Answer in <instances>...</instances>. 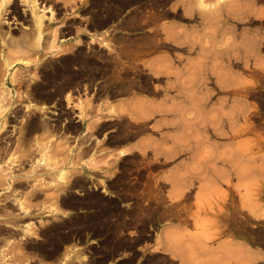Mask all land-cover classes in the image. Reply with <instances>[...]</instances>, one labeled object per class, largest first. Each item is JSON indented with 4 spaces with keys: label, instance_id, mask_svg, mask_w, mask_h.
Listing matches in <instances>:
<instances>
[{
    "label": "rangeland",
    "instance_id": "obj_1",
    "mask_svg": "<svg viewBox=\"0 0 264 264\" xmlns=\"http://www.w3.org/2000/svg\"><path fill=\"white\" fill-rule=\"evenodd\" d=\"M228 1L204 0L199 3L196 0H38L46 15L51 14L46 12L47 8L53 11L50 21L55 28L44 32L45 42L49 39L48 35L53 38L51 47L47 46L45 49L42 45L37 48L38 51L24 56V53L19 52L10 54L6 44L0 42V96L10 95L5 96L3 104L0 101V108L4 107L3 110L0 109V165L2 174H11V178L0 180V225L13 224L19 227L16 232L8 230L5 238L0 239V258L8 255L22 257L26 261L30 258L29 250L32 246L26 240L37 239V264H82L81 260L87 258L89 248L60 253L62 244L67 243L70 238L78 245L83 238H94L95 234L103 233V229L108 227L109 230L104 232L102 247L94 244L92 246V253H102L97 258L101 259L98 264H102V259L107 256L109 260L114 259V264H147L149 260L151 264H157L159 232L154 233L155 238L150 245H142L143 238L150 237L145 230L150 229L151 234L152 229L161 223L172 224L174 220L189 216L188 221L181 225L182 231L177 233L184 238V245L192 247L193 244L201 252L213 240L218 244V235L222 229L230 230L225 240L230 250L231 264H264V254L260 253L264 249V146L261 143L264 141V0H239L234 4L232 0L231 8L234 10L229 5L226 9V5L221 9L220 5ZM6 7V18L10 22L0 25L1 34L7 32L8 36L17 39L22 34L21 27L28 28L31 23L29 10L24 0H10ZM228 8L235 14L230 12L231 15ZM214 10L216 13L221 12L210 18L209 13ZM82 15H87L91 21L89 27L99 28L102 23L104 34L97 38L98 46L91 45L94 40L90 39L85 46L86 50L78 48L64 54L62 51L67 48L66 45V48L61 46V51H58L59 42L66 34L72 33L73 28H78ZM111 19L117 21L106 29V22ZM191 21H198L199 24L187 29V26L191 27ZM52 30H55L54 33ZM110 31L114 34L107 35ZM177 32L184 34L186 44L176 39L175 34H171ZM72 41L80 42L81 39L76 37ZM39 51L48 52L50 56H40ZM142 53H150V58L146 56V59H142V56L139 57ZM209 53L216 55L211 78L207 69L202 73L203 68L210 64L207 55ZM160 55L166 60L160 58ZM6 59L13 69L18 68L15 81L10 80V76L4 73L6 67L3 61ZM152 60L153 69L171 65L167 74L147 73V67ZM22 61H27V65L21 63ZM142 63H145L143 71ZM186 64L192 66L188 70L190 73L182 71ZM180 72L196 77L200 74L203 75L201 78H206L201 81L199 78L195 84L200 108L197 110L192 107V111L185 106L186 109L182 110L181 115L193 118L200 111V115L211 114L216 117L217 110L221 109L226 113L228 122L222 127L216 126L215 131L209 129L206 133L198 134L197 138H191L197 139V147L171 148L172 137L167 136V139L162 134L166 128L171 131L173 118H163L160 112H153L149 124L152 132L156 134L140 129L131 133L124 141L126 147H132L148 135L150 137L146 144L152 142L151 147H144V143H141V146L136 145L128 154H118L117 157L113 156L117 152L114 148L120 146L119 144L111 140L112 149L106 154L104 150L109 143L103 145L96 137L98 162L91 154L94 157L91 162L95 165L90 166L96 167L98 163L104 165L108 162L105 156L111 153L108 156L112 160V168L105 175H112V183L107 185L100 179V184L103 182L104 191L112 193V198L106 199L94 191L92 195L98 199L102 208L98 210V214L89 218L75 210L65 209L63 201L73 198L72 189L78 191V185L65 184L59 179V174L68 170L58 168V159L50 154L53 148L45 143L49 138L34 145L35 139L30 137L31 129L36 127L38 120L32 110L35 107H27L28 103L25 107L24 103H34V94L47 97L54 92L48 89L46 83L33 84L35 78L46 79L49 76L55 85L69 91L70 97L67 98V95L66 104L64 102L65 111L60 113L69 115L77 111L74 109L77 107L82 109V118L85 115L83 104L72 102L70 89L82 82L86 86L93 80H100V95L103 100L96 107V118H100L103 109L100 107L108 102L107 98L110 96L108 91L103 95L107 83L113 84L111 96L119 94L128 85L135 90V94L150 97L153 106L157 105L154 109H164L167 105L164 97L177 95L172 78L174 73ZM168 76L167 81L173 83L172 85L166 82ZM127 101L120 103L123 108L119 110L130 119L137 118L130 108L133 101ZM209 108L213 109L211 113L208 112ZM104 112L105 116L112 113L106 109ZM131 115L133 116L130 117ZM42 118L49 117L42 114ZM163 120L167 126L162 123ZM65 143L67 146L68 142ZM23 148L24 151L21 152ZM211 155L216 161L214 180L207 184L206 178L202 176L189 179V172L202 168L203 161L208 160ZM178 161L185 167L176 170L175 166L176 169H173ZM71 164L73 165L72 162ZM43 168L55 171L54 176L43 173ZM183 172L188 175V183L191 182V186H188L193 188V193L198 194L189 198L178 194L177 199H173L177 191H182L184 187L188 189L186 185L182 188L179 180L175 181L181 174L184 175ZM171 176L175 177L170 178ZM161 181H165L167 185L161 187ZM187 189L184 191L187 192ZM175 201L177 207L184 206L186 213L182 212L177 218L164 213L165 208ZM19 202H23L22 207ZM203 213L212 216H204ZM24 223L32 225V229L25 231ZM88 229L91 230L87 232ZM125 231L133 237L127 236ZM175 234L174 231L168 233L172 239ZM16 235L19 237H15ZM191 237L194 242L190 241ZM189 252L188 250L191 255L192 251ZM68 253L70 255H66ZM120 255L123 257L118 258ZM255 256L258 259L251 261Z\"/></svg>",
    "mask_w": 264,
    "mask_h": 264
},
{
    "label": "crops",
    "instance_id": "obj_2",
    "mask_svg": "<svg viewBox=\"0 0 264 264\" xmlns=\"http://www.w3.org/2000/svg\"><path fill=\"white\" fill-rule=\"evenodd\" d=\"M49 15L50 14L46 16L48 17ZM116 21L117 19H111L107 21L106 25L108 26L106 29H109L110 26L113 25ZM52 23H53L52 21L45 22V27H44L45 31L49 32L51 29H54V26ZM78 23H79L78 28L77 29L73 28L72 33H70L69 35L66 34L63 40L59 42V45L57 46L58 51L59 50L61 51V46H65L66 48V45H67V48L64 49V51H62L64 54H68L78 48H83L84 50H86L85 46L87 45V41H89L90 39L94 40V41H91V45L94 44L95 46L96 45L98 46L96 40L97 38H99L101 35L104 34V32L102 33V29H103L102 23L100 24L99 28L92 27V26L89 27V24L91 23V21H89L87 15H82ZM190 23H191L190 25L191 27L189 28L187 26V29H191L196 24H199L198 21H191ZM112 34H114L113 31H110L107 33V35H112ZM172 34H175L176 39H179L184 44H186V39L184 38L183 33L180 34L179 32H177V33H172ZM76 37H79L81 41L73 42L72 40H74V38ZM48 38L51 41L52 37L50 35H48ZM33 51L35 52V50ZM28 55H24V56H28ZM44 55L50 56L48 52H45V53L41 52L40 56H44ZM140 56H142V59H146L147 58L146 56L150 58V53H142V55H139V57ZM153 62L154 60H152L150 64L148 65L150 68L153 67ZM142 65L145 68V63H142ZM149 67H147L148 69L147 71L151 73L152 69H150ZM144 68H141V70L142 69L144 70ZM98 81L93 80L92 82L87 83L86 86H84V83L82 82L79 86L70 89V95L72 96V102L74 101L76 103L81 102L83 104V112L85 113L83 119L80 116L82 113V109L77 108V107H74V109L77 111H73L71 113L72 115L71 114L61 115L60 112L65 111L64 102L66 104V100H65L66 93L69 91H67L66 89L60 86L55 85V82L52 79H50L49 76H46V79H42V78L37 79L36 77L35 80L33 81V84H38V85H42L46 83L48 89L53 90L54 92L47 97L34 94L33 104L35 105L34 106L35 108H32V110L35 112L34 115L37 116L38 123L36 127L31 129L30 137L31 139H35L33 141L34 145L36 143L38 144L42 143L39 141H42L45 138H49L45 143L49 144L50 147L53 148L50 150V154L51 156L58 159V168L59 169L64 168L66 170H69V175L67 178L68 183H75L78 185V191H76L75 188L72 189V192H71V194L73 195L72 197L86 200L85 203H81V202L74 203L72 201L70 202L63 201L62 205L65 209H69V210L77 211V209H83L84 211L77 212V213L80 215H85L86 217L88 216V218L93 216L92 214L94 212L102 208L100 207V204L93 203V200L96 199L92 195L94 191L97 194L104 196V198L106 199L112 198V193L104 191L103 187L101 186L103 185V182H105L107 185L112 183L111 181L112 175H105V173L107 171H110V169L112 168L111 158L109 156H105L106 159H108V162L105 163L104 165L103 164L101 165L98 163L96 167L90 166L93 163L89 160H91L93 156L97 160L98 159L97 155H99L98 150L95 149V147H98V146H95L96 137L100 140V142H102L103 145L109 143L108 144L109 148H107L105 152H110L112 148L111 140H113V142L118 145L119 143L116 142L115 139L118 137L121 131L122 133L127 132L130 134L140 129H147L150 132V134H156L152 132V129L150 130V128L149 129L146 128L148 127V125L151 126L149 124L151 123L149 119L152 118L153 114L149 115L148 113L149 111H152V107L150 108L149 104L152 106L153 101H150V97L145 98V97H142L141 95H138L137 93L135 94V90H132L131 89L132 87H128V85L124 86L121 89V92L119 94L117 95L115 94L111 96L112 94L111 91H112L113 86H112V83H107V85L104 88L103 95L105 91H108V95H110L109 98H107L108 104H106L105 102V104H102L100 108H103L106 110L111 109L110 112L112 110H117L116 112H118L120 108H123L120 103H127L128 102L127 100L130 99L131 101H133L130 107L131 111H133V114L136 116L140 112L139 116H137V119L139 117L140 118L138 120L133 121V120L128 119L129 118L128 116L126 117L124 115H120V117H118V115H115L114 112H112L111 115L109 114L105 116V112L103 109L101 112V117L96 118L97 116L96 107L103 100L102 96L100 95L101 83H100V80ZM29 102L30 101L24 103L25 104L24 106L26 107V104ZM136 103H139L140 105L137 104L138 105L137 107ZM141 104H143L142 107H141ZM112 105L113 107L115 106L116 108L114 107L113 109ZM42 107L44 109H42ZM44 111L46 113H43ZM48 111L50 113H48ZM144 112H146V114ZM42 114H45L49 118L43 119ZM162 123L163 124L165 123L164 120ZM103 132L105 134H103ZM171 133L173 132L166 128L165 133H163L162 135L171 136L172 135ZM148 137L150 136L144 137L143 139L140 140L139 143L136 142V144H134L132 147H126L125 142H123L122 144L120 143L119 144L120 146H116L114 148L115 149L114 151H117V152H116V155H113V156L117 157L119 149H124V148L128 149V152H127L128 154L129 150H132V148L134 146L136 147V145L141 146V143H144L143 145L144 147H151L150 146L151 144H146ZM66 141L68 142L67 146L65 143ZM263 142L264 141L262 140L261 143L264 146ZM23 151H24V148L21 152ZM91 154L93 156H91ZM38 155H39V152H38ZM71 162L74 164L73 166ZM72 167H75L74 172H73ZM172 168L176 169L175 165ZM43 173H48L49 175L53 177L55 174V171H52L51 169H48V170L44 169ZM39 176H42V175L39 174ZM174 177L175 176H171L170 178H174ZM100 179L103 180L101 184H100ZM46 181H49V179ZM101 214L104 215L103 213ZM202 215L212 216L211 214H206V213H203ZM176 222H178V220H174V223L172 224L161 223L159 226H157V228L154 227L152 229L153 231H151V234L149 231L150 229L147 228L145 230V233H149L150 237L147 239L143 238L142 245H145L146 243L150 245L154 241V238H155L154 233H156L157 231L159 232L160 248L157 250L158 255H159L157 264H231L230 250L226 246L227 242L225 240L230 230L222 229L220 231L221 234L218 235V241H219L218 244H216V242L213 240L212 242H210L211 245H208L206 248H203L201 252H199L197 248L193 247V244H192V247L184 245V238L177 235L178 232L182 231V226L179 224V222L178 223ZM108 224L109 222L106 223V225ZM90 230L91 229H88L87 232H89ZM107 230H109L108 227L103 229V233L95 234L94 238H87V239L83 238L82 242H80V244L78 245H75L74 242L71 241L69 238L68 242L63 243V246H61L60 253H64L66 250L71 251V250H79L84 247H85L84 249L89 248L88 249L89 253L86 254L87 258L84 260L83 259L81 260L82 264H98V260H101V259H97V258L100 255H102V253H97V252L92 253V246L93 244L96 246L97 243L102 242V239L105 236L104 232H106ZM173 231L176 234H175V237L172 239L171 237H169L168 233L173 232ZM125 234H127V236L133 237L131 233H127L126 231H125ZM190 241L194 242L192 237L190 238ZM188 250L190 252L192 251L191 255L188 254ZM170 252L173 254H170ZM216 252H218V254H216ZM260 253L263 255L264 249H262ZM66 255H70V254L68 253ZM66 255L64 256V258L66 257ZM122 257L123 255L118 256V258H122ZM81 258H84V256H82ZM109 259H110L109 256H107L105 259H102L101 261L102 264H114V259H111V260ZM135 261L137 262V260ZM147 264H151V261L149 260Z\"/></svg>",
    "mask_w": 264,
    "mask_h": 264
},
{
    "label": "bare ground",
    "instance_id": "obj_3",
    "mask_svg": "<svg viewBox=\"0 0 264 264\" xmlns=\"http://www.w3.org/2000/svg\"><path fill=\"white\" fill-rule=\"evenodd\" d=\"M10 0H0V25L1 24H3V23H5V24H7L8 22H10L7 18H6V13H7V11H8V9H5V8H7L6 6H7V3L9 2ZM13 1V0H12ZM197 2H202V1H204V0H196ZM208 1V0H207ZM210 1V0H209ZM219 1H221V0H218V2ZM235 1H239V0H233V4H234V2ZM217 2V3H218ZM232 0H229L228 2H226L225 4L223 3V5H220V6H222V8L221 9H223L224 8V6H225V9H226V7H227V5H229L230 6V8H231V5H232ZM243 2H245L244 0H243ZM24 3H26V6H27V9L29 10V15H30V24H29V27L28 28H25V27H21V29H22V34H21V36L19 37V38H12V37H10V36H8L7 35V32H6V34H1V31H0V42H2L3 44L5 43L6 45V48H7V50H8V52L10 53V54H16V53H24L25 55H28L29 53H32V51L33 50H38L37 48H39V46H42L43 48H47V46H50L51 47V45L52 44H50V43H52V41H50L49 39H47L48 41L47 42H45L44 41V37L45 36H43L44 35V32H45V29H44V27H45V22L46 21H50V19L52 18V16H53V11H51L49 8H47L46 9V12L47 11H49L51 14L47 17V18H45V9H44V7H42L41 5H39V2H38V0H24ZM203 3V2H202ZM240 3H241V1H240ZM240 3H238L237 5L239 6V4ZM12 4H14V3H12ZM6 5V6H5ZM236 5V6H237ZM200 6H201V4H200ZM205 6V5H204ZM8 7H9V5H8ZM243 7V6H242ZM203 8V7H202ZM230 8H228V11H229V9ZM240 8V7H239ZM245 8V7H244ZM224 9V10H225ZM232 10H234L233 8H231ZM243 10V9H242ZM242 10H240V14L242 13L241 11ZM221 12V11H220ZM219 12V13H220ZM225 12H227L226 10H225ZM231 11H229V13H230ZM232 12H234V11H232ZM231 12V13H232ZM200 13V12H199ZM219 13H216L215 12V10L212 12V13H209V17L211 18V17H216V16H218L219 15ZM223 13V12H222ZM230 13V14H231ZM238 13V12H237ZM248 13V12H247ZM225 14V13H224ZM232 14H235V12L234 13H232ZM231 14V15H232ZM223 15V14H222ZM226 16H228V15H226ZM244 16V15H243ZM247 16V15H246ZM208 17V19H210ZM241 17V16H240ZM239 17V18H240ZM242 19V18H241ZM142 20V19H141ZM213 23V22H212ZM222 23V22H221ZM212 26H214V25H212ZM9 28V27H8ZM55 28V27H54ZM24 29V30H23ZM3 30V29H2ZM8 30V29H7ZM55 31V30H54ZM54 31L52 30V32L54 33ZM172 34V33H171ZM172 36V35H171ZM170 37V36H169ZM172 37H174V36H172ZM46 39V38H45ZM16 40V41H15ZM52 40H53V38H52ZM8 42V43H7ZM43 42H45V43H43ZM157 42V41H156ZM54 45H55V43H54ZM54 47V46H53ZM55 47H56V45H55ZM207 55H209L208 57H209V62H208V64H209V66H205L204 68H203V72L202 73H204V72H206V69L208 70V75H209V77H210V75L214 72V66H215V62H214V59H215V57H216V55H214V54H211V53H209V54H207ZM119 57V56H118ZM207 57V56H206ZM158 58H159V56H158ZM160 58H163L161 55H160ZM164 59V58H163ZM120 60V59H119ZM164 60H166V59H164ZM11 61V60H10ZM4 62V67H6V69H5V71H4V73L5 74H8L9 76H10V80H13V81H15V79H16V75H15V73H16V71L18 70V68L16 67L15 69H13L12 68V64H10V63H8V59H6V60H4L3 61ZM172 62V61H171ZM12 63V62H11ZM21 63H23V64H25V65H27V61H22ZM154 64H156V63H154ZM200 64V63H199ZM144 65V64H143ZM142 65V66H143ZM163 65V64H162ZM187 65V64H186ZM185 65V66H186ZM205 65H207V64H205ZM151 66V65H150ZM184 66V69L185 70H183L182 69V71L183 72H187L188 70H190V69H192V66H189V65H187L186 67ZM149 67V66H148ZM153 67H154V65H153ZM153 67L152 68H150V69H152L151 70V73H153L154 75H159V73H166L167 74V69L168 68H170L171 67V65L170 66H159V68H157L156 66V69L154 68L153 69ZM200 67V66H199ZM142 68H144V67H142ZM13 69V70H12ZM148 70V69H147ZM147 72H149V71H147ZM187 73H190V71H188ZM186 73V74H187ZM153 75V77H155V78H157L156 76H154ZM201 76H203V75H200L199 74V76L198 77H196L195 75L194 76H189V74H187V75H185V74H182V72H180V73H174V76H173V83H174V85H175V87H176V90L175 91H177V95L175 96V97H164V102H165V104H167L166 105V107L164 108V109H154V108H157V105H150L149 104V107L151 108L152 107V111H149V115L150 114H152L153 112H160L162 115L161 116H163V118H165V117H168V116H171L172 118H173V120H172V124L171 123H169V124H171L172 126L170 127V129H171V131L173 132V133H171L172 135H171V137H172V144H173V147L171 146V148H189V147H191V148H193V147H197V137H198V134H202V133H206L209 129H212V130H214L215 131V127L217 126V127H222L223 125H224V123L226 124L227 122H228V117L226 116V113L223 111V110H221V109H218L217 110V116L216 117H214L213 115H209V116H205V115H200V111H198L199 113L196 115V117H193V118H185V117H183L181 114H182V110L185 108V106H187V108L189 107V108H191V110H192V107H195L194 109H199L200 107L198 106V104L200 103L199 101V99H197V95H196V93H195V84L198 82V80H199V78H201ZM24 77H25V75H24ZM159 78V77H158ZM211 78V77H210ZM203 78H201L200 79V81L202 80ZM204 79H206V78H204ZM203 79V80H204ZM151 80V79H150ZM167 80H169V76L166 78V82H167V84L168 85H172L173 83H171V82H169V81H167ZM3 81V80H2ZM12 81V82H13ZM169 82V83H168ZM171 83V84H170ZM188 84H190V85H188ZM5 86V85H4ZM3 86L1 85V88H2ZM27 87V86H26ZM7 88V87H6ZM198 88V87H197ZM3 89V88H2ZM8 89V88H7ZM197 90V89H196ZM3 91V90H2ZM7 91V90H6ZM9 91V90H8ZM200 92V91H199ZM7 93V92H6ZM2 94H3V92H2ZM5 94V93H4ZM8 94V93H7ZM69 93L67 92L66 93V96L68 95ZM166 94V93H165ZM198 94V93H197ZM16 95V94H15ZM168 95V94H167ZM5 96H9L10 97V95H5ZM5 96H0L1 97V104H3V102L5 101V99H6V97ZM169 96V95H168ZM70 96L68 95V97L67 98H69ZM201 97V96H200ZM66 98V99H67ZM7 99H8V97H7ZM202 99H203V97H202ZM13 100V99H12ZM205 100V99H204ZM9 102V101H8ZM32 102V101H31ZM31 102H29L28 104H27V107H33V106H35L33 103H31ZM204 102V101H203ZM202 102V103H203ZM6 103V102H5ZM78 103V102H77ZM205 103V102H204ZM107 104V103H106ZM140 105L139 103H136V105ZM110 105V104H109ZM138 105H137V107H138ZM142 105L143 104H141V107H142ZM144 105H146V104H144ZM205 105V104H204ZM3 106H5V104L3 105ZM42 106H43V104H42ZM106 106V105H105ZM119 106V105H118ZM135 106V105H134ZM147 106H148V104H147ZM146 106V107H147ZM184 106V107H183ZM206 106V105H205ZM204 106V107H205ZM37 107V106H36ZM39 107V106H38ZM45 107V106H44ZM111 107V106H110ZM112 107H113V105H112ZM115 107V106H114ZM114 107H113V109H114ZM154 107V108H153ZM202 107V106H201ZM4 108V107H3ZM3 108L1 109V110H3ZM107 108V107H106ZM116 108V107H115ZM143 108H144V106H143ZM203 108V107H202ZM206 108V107H205ZM6 109V108H5ZM4 109V110H5ZM30 109V108H29ZM41 109V108H40ZM42 109H44L43 107H42ZM148 109V108H147ZM186 109V108H185ZM204 109V108H203ZM104 110V109H103ZM109 110V109H108ZM111 110V109H110ZM109 110V111H110ZM139 110V109H138ZM140 110H141V108H140ZM144 110V109H143ZM149 110H151V109H149ZM115 111V115H118V117H120V114H122L123 112H121V110H119L118 112H116L117 110H112L111 112H114ZM125 111H127V110H125ZM147 111V110H146ZM193 111V110H192ZM213 111V109L212 108H209V110H208V112L209 113H211ZM204 112V111H203ZM55 113V112H54ZM145 114H146V112H144ZM207 113V112H206ZM111 114V113H110ZM132 114H133V112H132ZM138 114V113H137ZM139 114H140V112H139ZM139 114L137 115V116H139ZM202 114H204V113H202ZM2 115V114H1ZM123 115V114H122ZM128 115H130V114H128ZM133 115H131L130 117H132ZM135 116V115H134ZM136 116V117H137ZM115 117V116H114ZM129 117V116H128ZM84 118V117H83ZM82 118V119H83ZM140 118V117H139ZM138 118V119H139ZM146 118V117H145ZM42 119V118H41ZM128 119H130V118H128ZM137 118H135V117H132V119H130V120H133V121H135V120H138ZM101 120V119H100ZM142 120H144V119H142ZM5 122V121H4ZM3 122V123H4ZM143 123V122H142ZM97 125V124H96ZM167 125V124H166ZM47 126V125H46ZM48 127V126H47ZM146 128H150V130H151V127L150 126H148V127H146ZM46 129H48V128H46ZM43 130V129H42ZM51 130V129H50ZM106 131V130H105ZM104 131V132H105ZM21 132V131H20ZM44 132V131H43ZM49 132V131H48ZM103 132V134H105ZM213 132V131H212ZM131 136V133L129 134V133H127V132H123L122 133V131L119 133V135H118V137L115 139V141L116 142H118L119 144L120 143H123L124 141H126L129 137ZM148 136V135H147ZM197 136V137H196ZM194 137H196L195 139H191V138H194ZM165 138H169V137H165ZM160 140V139H159ZM38 141V140H37ZM101 141H103V140H101ZM165 141V140H164ZM155 142V141H154ZM153 142V143H154ZM161 142H163V140L161 141ZM168 142V141H167ZM18 143V142H17ZM102 143V142H101ZM160 143V142H159ZM59 144V143H58ZM150 144V143H149ZM17 145V144H16ZM60 145V144H59ZM151 145H152V142H151ZM150 145V146H151ZM155 145H157V144H155ZM131 146V145H130ZM133 146V145H132ZM154 146V145H153ZM53 147V146H52ZM106 147V146H105ZM135 147V146H134ZM154 147H156V146H154ZM107 148H109V147H107ZM5 149V148H4ZM106 149V148H105ZM112 149V148H111ZM130 149V148H129ZM19 150V149H18ZM126 150H128L127 148H124L123 150L122 149H119V151H118V154H122V155H124V154H126L127 152H125ZM105 151V150H104ZM130 151V150H129ZM159 151V150H158ZM161 151V150H160ZM106 153V152H105ZM144 153V152H143ZM158 153V152H157ZM161 153V152H160ZM164 153H166V152H164ZM172 153V152H171ZM107 154V153H106ZM110 155H111V153H109ZM108 154V155H109ZM107 155V156H108ZM144 155H145V153H144ZM167 155V154H166ZM165 155V156H166ZM173 155V154H172ZM168 156V155H167ZM167 156L165 157V158H167ZM91 157V156H90ZM168 157H170V155L168 156ZM34 158V157H33ZM102 158V157H101ZM54 159V158H53ZM91 159V158H90ZM93 159H94V157L91 159V160H89V161H93ZM106 159V158H105ZM95 161H97V160H95ZM98 162V161H97ZM90 163V162H89ZM93 163V162H92ZM202 163V162H201ZM42 164V163H41ZM203 167L202 168H199V169H197V171H192V172H189V174L191 173V176H189V179H191V178H193L194 176L195 177H199V176H202V177H204V178H206V181H207V184H210L211 183V180L213 179L214 180V171H215V168H216V161H215V158H214V156L213 155H211V157H209L208 158V160H204L203 161ZM74 165V164H73ZM72 165V166H73ZM95 164H93V166H94ZM176 170H178V168H183V167H185V165H183V163H180V161H178L177 163H176ZM75 167H76V165H75ZM75 167H72L73 168V170H75L74 168ZM200 167V166H199ZM187 168V167H186ZM1 171H2V167H1V165H0V180L2 181L3 179L2 178H8V177H10L11 178V174H10V172L9 173H4V174H2L1 173ZM3 172V171H2ZM68 172H69V170H68ZM67 171L64 173V172H61L60 174H59V179H61V181H63V183H65V184H68V173ZM74 172V171H73ZM187 172V171H186ZM70 173H71V171H70ZM184 173V172H183ZM181 174V173H180ZM180 174H179V176H180ZM187 178V179H186ZM178 180L181 182V186H182V188L184 187V185H186L187 187H188V189L190 190V191H188V189L187 188H185L184 187V189H187L186 191L187 192H185L184 191V189L182 190V191H184L185 192V194L183 195L182 194V191H180L181 192V194H180V192L179 191H177V193L176 194H174V196L175 197H173V199L174 198H176L177 199V197H176V195H178V196H181V197H186V198H189L190 196H194V195H196L197 196V194H198V192H195V193H193V188L191 189V187H189V186H191V184H189V183H191V182H189L188 183V175H187V173H184V175H182L181 174V176H180V178H178L177 180H175L176 182H178ZM1 181H0V184H1ZM6 181V180H5ZM192 181V180H191ZM7 182V181H6ZM171 182V181H170ZM176 182H173L174 184L176 183ZM180 182H179V184H180ZM8 183H9V181H8ZM161 184H162V186L161 187H163L166 183H165V181H161L160 182ZM172 183V184H173ZM185 183V184H184ZM60 184V183H59ZM177 184V183H176ZM213 184V183H212ZM167 185V184H166ZM178 185V184H177ZM189 185V186H188ZM214 185V184H213ZM212 186V185H211ZM64 187V186H63ZM102 187L104 188V186L102 185ZM161 187L159 188V191L161 192ZM178 188V187H177ZM181 188V187H180ZM179 188V189H180ZM196 188V187H195ZM77 189V188H76ZM105 189V188H104ZM157 189V188H156ZM165 189V188H164ZM178 189V190H179ZM198 189V188H197ZM57 190V189H56ZM192 190V191H191ZM213 190V189H212ZM172 191V190H171ZM176 191V190H175ZM57 192H58V190H57ZM156 192V191H155ZM183 192V193H184ZM207 192V191H206ZM54 193V192H53ZM56 193V192H55ZM168 193H170V192H168ZM171 195V194H170ZM170 195H168V196H170ZM57 196V193H56V195H55V197ZM200 196V195H199ZM198 196V197H199ZM195 197V196H194ZM200 198V197H199ZM172 199V198H171ZM192 199V198H191ZM187 201V200H186ZM181 203V202H180ZM189 203V202H188ZM19 205L22 207L23 206V202H19ZM187 205H189V204H187ZM53 206H55V205H53ZM178 205H177V203H176V201L175 202H173V203H170L169 204V206H167L166 208H165V211H164V213L165 214H170V216L171 215H173V216H175V218H177L178 216H180V214L182 213V212H184V206H181V205H179V207H177ZM202 206V205H201ZM56 207V206H55ZM186 208H187V206H186ZM55 210H58V208H56ZM186 210H188V209H186ZM185 210V211H186ZM185 213V212H184ZM168 214V215H169ZM186 214V213H185ZM187 218H189V216L187 217ZM187 218H183V219H177L178 220V222H179V224L180 225H183L184 223H186V221H188V219ZM180 220V221H179ZM193 220V219H192ZM177 223V222H176ZM201 223V222H200ZM196 224V223H195ZM189 225V224H188ZM201 225V224H200ZM178 226V225H177ZM187 226V225H186ZM32 227V225H30V224H27V225H25V231H29L30 229H32L31 228ZM248 249V247L246 246V250ZM254 250H252L251 252L253 253V254H256L255 252H253ZM235 252V251H234ZM257 256V255H256ZM256 256L253 258V260L251 259V261H256L257 259H256ZM11 262V261H10Z\"/></svg>",
    "mask_w": 264,
    "mask_h": 264
},
{
    "label": "flooded vegetation",
    "instance_id": "obj_4",
    "mask_svg": "<svg viewBox=\"0 0 264 264\" xmlns=\"http://www.w3.org/2000/svg\"><path fill=\"white\" fill-rule=\"evenodd\" d=\"M112 86H113V84H112ZM64 201H69V202L72 201L74 203H79V202L85 203L86 202L85 199H78V198L65 199ZM93 203L100 204L98 199H94ZM82 211H84V210L83 209H77V211H75V212H82ZM97 211L94 212L92 215L98 214ZM14 212H17V210H14ZM24 225H25V223H24ZM24 225H23V228H24ZM8 227H10V229ZM18 228L19 227L17 225H13V224H2V225H0V239L5 238V236L8 234V232H7L8 230L10 232H16V230ZM15 237H19V236L16 235ZM26 243H31L32 244L31 249L29 250L31 252L29 259H26V261H24V259H22V257L21 258L20 257H16V256L10 257V256L7 255V256H2L0 258V264H37V261H36L37 258H38L37 257V253H38V251H37V249H38V241H37V239L26 240ZM98 245H100L102 247L101 242H100V244H96V246H98ZM62 246H63V244H62Z\"/></svg>",
    "mask_w": 264,
    "mask_h": 264
}]
</instances>
